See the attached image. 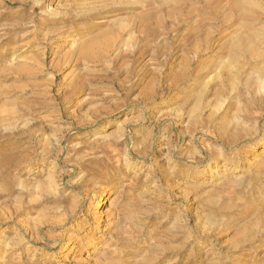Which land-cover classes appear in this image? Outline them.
Wrapping results in <instances>:
<instances>
[{
	"label": "rangeland",
	"instance_id": "374dc122",
	"mask_svg": "<svg viewBox=\"0 0 264 264\" xmlns=\"http://www.w3.org/2000/svg\"><path fill=\"white\" fill-rule=\"evenodd\" d=\"M0 264H264V0H0Z\"/></svg>",
	"mask_w": 264,
	"mask_h": 264
},
{
	"label": "bare ground",
	"instance_id": "6f19581e",
	"mask_svg": "<svg viewBox=\"0 0 264 264\" xmlns=\"http://www.w3.org/2000/svg\"><path fill=\"white\" fill-rule=\"evenodd\" d=\"M250 165V164H249ZM108 196V194H106L105 195V197H107ZM99 200H100V202H98V203H96L95 204V209L97 210L98 209V207L100 206V204H102L103 203V201H104V199H102V196H100L99 198H98ZM94 214H97V217L95 218V220H100L102 217H101V213H98V212H95Z\"/></svg>",
	"mask_w": 264,
	"mask_h": 264
}]
</instances>
